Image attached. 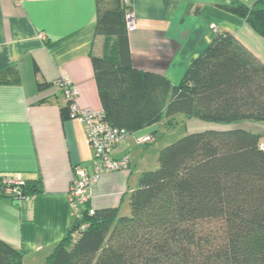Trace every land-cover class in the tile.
Here are the masks:
<instances>
[{"label": "trees", "instance_id": "1", "mask_svg": "<svg viewBox=\"0 0 264 264\" xmlns=\"http://www.w3.org/2000/svg\"><path fill=\"white\" fill-rule=\"evenodd\" d=\"M216 5L264 37V0ZM128 9L124 0H97L95 33L105 42L91 58L102 109L113 125L131 135L179 113L219 123L264 122V63L232 32H217L173 85L164 74L133 64ZM261 142L256 132L232 128L190 132L165 145L158 167L144 170L131 192L130 214L120 215L118 207L91 214L87 203L43 264H264ZM3 177L14 175L0 173V197ZM16 187L19 198L41 190L34 180ZM0 264H24L22 251L2 238Z\"/></svg>", "mask_w": 264, "mask_h": 264}, {"label": "crops", "instance_id": "2", "mask_svg": "<svg viewBox=\"0 0 264 264\" xmlns=\"http://www.w3.org/2000/svg\"><path fill=\"white\" fill-rule=\"evenodd\" d=\"M231 1L130 0L136 18L129 33L133 64L177 85L222 30L232 32L264 63V37L216 5ZM96 23L97 0H0V173L34 180L41 188L22 198L0 197V238L22 251L24 264H43L68 234L76 218L69 201L74 167L92 166L85 125L63 115L67 100L59 79L73 80L80 108L102 109L91 58L103 51ZM41 82L50 84L40 88ZM186 123L187 133L242 128L264 141V122L207 124L189 118ZM148 134L155 133L143 130L117 145L115 155L128 156L131 167L102 173L91 206L118 207L119 212L128 207L144 168L135 153Z\"/></svg>", "mask_w": 264, "mask_h": 264}, {"label": "built area", "instance_id": "3", "mask_svg": "<svg viewBox=\"0 0 264 264\" xmlns=\"http://www.w3.org/2000/svg\"><path fill=\"white\" fill-rule=\"evenodd\" d=\"M129 3L130 0H124ZM126 25L128 31L136 28V18L132 10L126 13ZM212 28L215 24L211 25ZM44 38V34H40ZM59 84L63 93L69 99L70 118H76L86 127L87 140L93 150L92 166L84 163H78L74 167V177L69 190V201L76 217L82 214L83 206L91 203L95 196V186L104 172L129 169L130 160L127 157L117 158L114 156L115 147L125 140L130 132L125 127L113 125L107 118L103 109L80 108L76 102L78 90L73 85L68 76H62ZM155 139L154 135L148 134L140 138L141 142H149ZM264 149V141L260 143ZM7 185H12L9 191L19 193L17 185L24 181L19 176L18 179H6ZM95 208L90 206V213H94Z\"/></svg>", "mask_w": 264, "mask_h": 264}, {"label": "rangeland", "instance_id": "4", "mask_svg": "<svg viewBox=\"0 0 264 264\" xmlns=\"http://www.w3.org/2000/svg\"><path fill=\"white\" fill-rule=\"evenodd\" d=\"M129 10H131V9H128V11ZM130 32L131 31H129V33ZM104 42H105V39L102 42V45L104 44ZM72 82H73V80H72ZM73 85L75 86V83L74 82H73ZM64 96H65V94H64ZM66 100L69 101V99L67 97H66ZM76 102H77V99H76ZM89 109H92V108H89ZM188 120H189V118H186L183 114H180V113L177 114L174 117H169V118L166 117V116H164L160 120H157L156 122H154V123H152L150 125H146V126L140 128L139 130L135 131L134 133H131V136H133V134H135V133L139 135V133L141 131L148 130V133H155L156 134V138H157L156 141H153L149 145L147 144V142H141V141H139V142H141L143 144L141 145V149H139L135 153V157H136V159L138 161L140 160L141 162H143L142 163V166L144 168H142L143 169L142 171H144V170H150V169H155V168L158 167V165H159L158 157H159L160 149L162 147H164L165 145H167V144H169V143H171V142L179 139L183 135L187 134V132L185 130V127H186V124H187L186 122ZM205 122H207V124H214V122L212 123V121H205ZM216 123H219V122H216ZM194 125H195L194 123H190V127L193 128ZM148 146L149 147L151 146L150 147V150H149V152L146 153V155H144V150ZM153 149H155V151H152ZM93 155H94V153H93ZM114 156L117 157L115 155V150H114ZM123 157H127V156H122V157H117V158H123ZM133 161H134V157H133ZM130 167H131V163L129 164V169H130ZM11 178L18 179L19 177L14 176V177H11ZM6 179H9V178L3 177L2 181H5ZM22 180L25 181L24 179H22ZM9 190H10V188L8 189V191ZM130 212H131L130 205H128V207L126 209L124 208L123 210H120L119 214L120 215H128V214H130Z\"/></svg>", "mask_w": 264, "mask_h": 264}, {"label": "water", "instance_id": "5", "mask_svg": "<svg viewBox=\"0 0 264 264\" xmlns=\"http://www.w3.org/2000/svg\"><path fill=\"white\" fill-rule=\"evenodd\" d=\"M9 188H13L12 185H6L2 188L3 190V196L6 198H15L19 197V194L14 191H8Z\"/></svg>", "mask_w": 264, "mask_h": 264}]
</instances>
